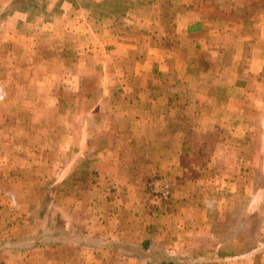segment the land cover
I'll list each match as a JSON object with an SVG mask.
<instances>
[{"label":"crops","instance_id":"crops-1","mask_svg":"<svg viewBox=\"0 0 264 264\" xmlns=\"http://www.w3.org/2000/svg\"><path fill=\"white\" fill-rule=\"evenodd\" d=\"M0 216V264H264V0H0Z\"/></svg>","mask_w":264,"mask_h":264},{"label":"built area","instance_id":"built-area-1","mask_svg":"<svg viewBox=\"0 0 264 264\" xmlns=\"http://www.w3.org/2000/svg\"><path fill=\"white\" fill-rule=\"evenodd\" d=\"M146 188L147 191L157 200L167 199L171 194L170 185L168 183L160 182L155 178L148 181Z\"/></svg>","mask_w":264,"mask_h":264},{"label":"rangeland","instance_id":"rangeland-1","mask_svg":"<svg viewBox=\"0 0 264 264\" xmlns=\"http://www.w3.org/2000/svg\"><path fill=\"white\" fill-rule=\"evenodd\" d=\"M33 173H43V171L39 168L38 169V167H35L34 169H32L31 171H29V173L27 174V173H21L20 174V176L22 177V178H27V176H29V174L31 175V174H33ZM38 176H40V175H38ZM37 184H38V189H42L43 191L44 190H46V189H48L49 188V186H47L46 185V183L47 182H45L44 180H40V181H37L36 182ZM148 183V182H147ZM147 183H146V186H147ZM8 185H9V187H10V185H13V183L12 182H8ZM21 185H25V181L24 182H22V184ZM37 189V190H38ZM9 191H10V188L8 189ZM41 191V190H40ZM13 199V198H12ZM32 200V198L31 197H25V198H21V205H24L25 204V201H31ZM0 220H2V217L0 216ZM26 231V230H25Z\"/></svg>","mask_w":264,"mask_h":264},{"label":"trees","instance_id":"trees-1","mask_svg":"<svg viewBox=\"0 0 264 264\" xmlns=\"http://www.w3.org/2000/svg\"><path fill=\"white\" fill-rule=\"evenodd\" d=\"M140 247L143 248V249H146V245H144V244L142 246H140Z\"/></svg>","mask_w":264,"mask_h":264}]
</instances>
